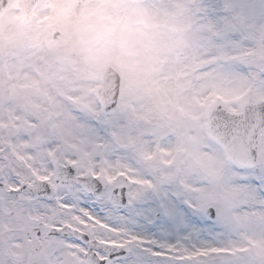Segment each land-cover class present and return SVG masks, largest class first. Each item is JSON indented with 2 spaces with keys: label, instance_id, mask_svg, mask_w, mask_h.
Wrapping results in <instances>:
<instances>
[{
  "label": "snow or ice",
  "instance_id": "6c2138e0",
  "mask_svg": "<svg viewBox=\"0 0 264 264\" xmlns=\"http://www.w3.org/2000/svg\"><path fill=\"white\" fill-rule=\"evenodd\" d=\"M21 2L84 68L0 77V264H264V0Z\"/></svg>",
  "mask_w": 264,
  "mask_h": 264
},
{
  "label": "rangeland",
  "instance_id": "374dc122",
  "mask_svg": "<svg viewBox=\"0 0 264 264\" xmlns=\"http://www.w3.org/2000/svg\"><path fill=\"white\" fill-rule=\"evenodd\" d=\"M18 14L11 4L0 18V39L14 38L21 27ZM129 28L133 31L154 35L160 42H166L174 35L172 23L161 13H155L151 20L132 22ZM118 51L113 47V52ZM43 57V59H41ZM84 68L83 59L75 51L71 54L59 52L49 54L39 43H24L15 50L3 63H0V77L17 85L38 79L47 69L55 70L56 83H62L60 77L75 78Z\"/></svg>",
  "mask_w": 264,
  "mask_h": 264
},
{
  "label": "water",
  "instance_id": "95a60500",
  "mask_svg": "<svg viewBox=\"0 0 264 264\" xmlns=\"http://www.w3.org/2000/svg\"><path fill=\"white\" fill-rule=\"evenodd\" d=\"M16 8H18L20 10L21 20L24 21V15H23V11H22L23 10V3L21 2V0H16Z\"/></svg>",
  "mask_w": 264,
  "mask_h": 264
}]
</instances>
